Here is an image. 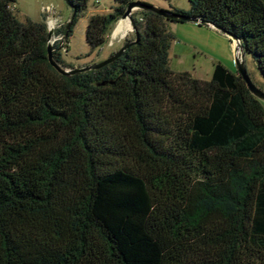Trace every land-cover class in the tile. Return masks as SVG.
I'll list each match as a JSON object with an SVG mask.
<instances>
[{
    "label": "trees",
    "instance_id": "trees-1",
    "mask_svg": "<svg viewBox=\"0 0 264 264\" xmlns=\"http://www.w3.org/2000/svg\"><path fill=\"white\" fill-rule=\"evenodd\" d=\"M66 1L69 42L88 0ZM116 1L90 17L92 48L135 0ZM15 2L0 0V264H264V100L239 71L175 73L177 19L139 10L120 57L64 75L46 20ZM190 2L172 11L238 37L264 76V0Z\"/></svg>",
    "mask_w": 264,
    "mask_h": 264
},
{
    "label": "rangeland",
    "instance_id": "rangeland-1",
    "mask_svg": "<svg viewBox=\"0 0 264 264\" xmlns=\"http://www.w3.org/2000/svg\"><path fill=\"white\" fill-rule=\"evenodd\" d=\"M146 2L163 9L190 10V0H135ZM118 5L116 0H88L85 13L73 27L69 42L63 41L59 29L71 21L73 9L66 0H16L14 14L21 20L34 22L46 20L52 29V42L60 43L65 68L84 67L107 59L120 49L127 38L133 39L134 27L129 19L114 25L109 40L103 46L92 48L87 41L86 29L89 19L96 13H110ZM50 8V9H49ZM136 10L135 12H138ZM129 21V33H116L121 22ZM125 28V26H124ZM170 31L175 35L170 48V67L175 73L190 72L194 77L211 80L215 65L223 63L233 72L238 71L236 43L227 33L208 25L193 21H169ZM122 36V37H121ZM245 64L254 84L264 91V76L250 55L245 56Z\"/></svg>",
    "mask_w": 264,
    "mask_h": 264
},
{
    "label": "water",
    "instance_id": "water-1",
    "mask_svg": "<svg viewBox=\"0 0 264 264\" xmlns=\"http://www.w3.org/2000/svg\"><path fill=\"white\" fill-rule=\"evenodd\" d=\"M136 10H149V11H153L155 13H158L160 15H163L167 18H172V19H177V20H182V21L199 22V20L197 18L192 17V16H187V15H183V14L174 12L172 10L159 8L155 5H152V4H149L146 2L132 1L131 3H129L127 10L125 12V15L123 16V18L121 20L129 19L131 21L133 27H134V30H136L135 18H134V13ZM211 26L219 29L215 25H211ZM52 37H53L52 29L49 28V40H48L49 61L60 73H62L64 75H73V74L81 73V72L88 71V70L99 69V68L113 62L114 60H116L118 57H120L124 53V51L131 44L135 43L138 40V35H137V39L135 41L127 42L120 49H118L116 52H114L111 56H109L107 59H105L103 61L95 62L93 64H90V65L84 66V67L65 68L54 57L55 49H54V43L52 42ZM231 37L234 39V41L236 43V57H237V64H238L239 73L246 80L251 92L255 96H257L258 98L264 100V91L261 90L260 88H258L254 84V82L252 81V79L249 75V72L247 70V67L245 64V52H244V48L241 44L240 39L236 36H233V35Z\"/></svg>",
    "mask_w": 264,
    "mask_h": 264
},
{
    "label": "crops",
    "instance_id": "crops-1",
    "mask_svg": "<svg viewBox=\"0 0 264 264\" xmlns=\"http://www.w3.org/2000/svg\"><path fill=\"white\" fill-rule=\"evenodd\" d=\"M120 25H122L123 26V29H122V31H121V33H122V36H125V35H123V34H127L128 35V33H129V28H128V26H130L129 25V23L128 22H126L125 20H124V22H121L120 24H119V26ZM124 26H125V28H124ZM212 27V26H211ZM121 36V37H122Z\"/></svg>",
    "mask_w": 264,
    "mask_h": 264
},
{
    "label": "bare ground",
    "instance_id": "bare-ground-1",
    "mask_svg": "<svg viewBox=\"0 0 264 264\" xmlns=\"http://www.w3.org/2000/svg\"><path fill=\"white\" fill-rule=\"evenodd\" d=\"M127 22L129 23V21H127ZM129 25H130V23H129ZM122 29H123V26H122V25L118 26V28H117V30H116V33L121 32Z\"/></svg>",
    "mask_w": 264,
    "mask_h": 264
},
{
    "label": "built area",
    "instance_id": "built-area-1",
    "mask_svg": "<svg viewBox=\"0 0 264 264\" xmlns=\"http://www.w3.org/2000/svg\"><path fill=\"white\" fill-rule=\"evenodd\" d=\"M50 9V8H49Z\"/></svg>",
    "mask_w": 264,
    "mask_h": 264
}]
</instances>
